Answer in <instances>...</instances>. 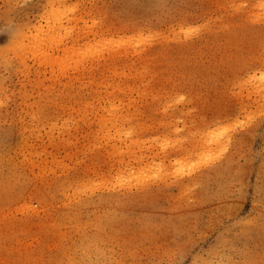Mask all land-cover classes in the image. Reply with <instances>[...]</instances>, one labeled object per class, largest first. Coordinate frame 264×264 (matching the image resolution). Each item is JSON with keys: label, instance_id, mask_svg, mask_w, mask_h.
<instances>
[{"label": "rangeland", "instance_id": "rangeland-1", "mask_svg": "<svg viewBox=\"0 0 264 264\" xmlns=\"http://www.w3.org/2000/svg\"><path fill=\"white\" fill-rule=\"evenodd\" d=\"M0 264H264V0H0Z\"/></svg>", "mask_w": 264, "mask_h": 264}, {"label": "bare ground", "instance_id": "bare-ground-1", "mask_svg": "<svg viewBox=\"0 0 264 264\" xmlns=\"http://www.w3.org/2000/svg\"><path fill=\"white\" fill-rule=\"evenodd\" d=\"M211 139H212V138H211ZM211 139H209V141H210ZM217 139H218V137H217ZM217 139H213V141L211 140V141H210L211 144H212V142H214V140H215V142H216ZM207 141H208V140H206V142H207ZM205 144H206V143H205ZM207 144H208V143H207ZM207 144H206V146H207ZM208 145H209V144H208ZM206 146H205V147H206ZM203 147H204V146H203ZM209 148L211 149L210 146H209ZM196 149H197V148H196ZM203 150H204V149H203ZM207 151H208V150H207ZM209 151H210V150H209ZM209 151H208V152H209ZM185 152H186V151H185ZM199 152H201V151H199ZM205 152H206V151H205ZM189 153H190V152H189ZM193 153H194V155L197 154V153H195V152H193ZM193 153H192V154H193ZM201 153H202V152H201ZM201 155H202V154H201ZM203 155H205V153H204ZM206 155H208V154H206ZM197 156H198V154H197ZM209 157H210V156H209ZM202 158H203V157H202ZM193 159H194V158H193ZM210 159H211V158H210ZM207 160H208V159H207ZM207 160H206V161H207ZM186 161H188V160H186ZM197 161H198V160H197ZM198 162H200V160H199ZM207 162H208V161H207ZM207 162H206V163H207ZM201 163H203V162H201ZM203 164H204V163H203ZM199 165H200V164H198V166H199ZM190 166H191V165H190ZM195 167H196V165H195ZM193 168H194V167H193ZM196 169H197V167H196Z\"/></svg>", "mask_w": 264, "mask_h": 264}]
</instances>
